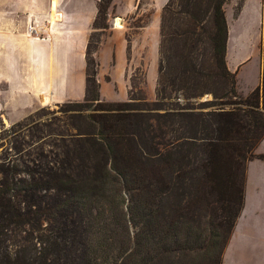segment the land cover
Returning <instances> with one entry per match:
<instances>
[{
  "label": "trees",
  "instance_id": "16d2710c",
  "mask_svg": "<svg viewBox=\"0 0 264 264\" xmlns=\"http://www.w3.org/2000/svg\"><path fill=\"white\" fill-rule=\"evenodd\" d=\"M227 1L167 0L159 16L155 101L108 103L99 99L89 47L91 34L106 29L111 3L98 0L85 97L64 104L88 129L72 125L57 168L16 178L12 166L0 164V264H56L63 251L57 240L79 245L78 264H221L244 205L246 164L264 163L255 153L264 137V39L261 84L241 98L224 59ZM167 90L179 92L175 108L163 109L172 99ZM204 95L212 100L197 102ZM89 103L93 114H85ZM173 189L179 192L169 208ZM121 194L137 219L136 237L129 251L122 241L113 256L118 241L99 223L104 211L112 217ZM71 211L76 220H65Z\"/></svg>",
  "mask_w": 264,
  "mask_h": 264
},
{
  "label": "crops",
  "instance_id": "0c3cea01",
  "mask_svg": "<svg viewBox=\"0 0 264 264\" xmlns=\"http://www.w3.org/2000/svg\"><path fill=\"white\" fill-rule=\"evenodd\" d=\"M97 2L98 0H0V95L5 99V104L1 106L3 111L14 110L13 116L18 119L29 109L79 102L85 97L86 47L97 12ZM142 2L147 5H141ZM166 2L167 0H111L107 12L109 33L94 53L96 60H100L102 53L108 51L112 58L116 57L109 67L112 72L108 71L107 76H103V80L108 79L106 84H102L99 67L97 70L99 99L102 102L120 101L106 93L107 88L104 87L108 85L115 92L119 89L122 102L128 99L131 72L138 66L137 57L140 52L143 60L147 47L144 42L138 44V39L143 41L149 31L156 37L158 65L159 16ZM149 7L152 9L149 21L137 31L136 38L130 43L131 64H128L125 29L114 28L115 20L125 23V19L135 11L149 12ZM223 10L228 31L224 57L226 69L234 75L237 94L245 98L261 84L264 1L228 0L223 4ZM29 26L32 32L28 31ZM127 64L130 69H127ZM256 151L264 155V137ZM246 180L247 177L245 188ZM245 188L244 205L239 219L243 216L246 204ZM254 218L251 225L253 228L260 222L261 216ZM258 229L257 225L255 230Z\"/></svg>",
  "mask_w": 264,
  "mask_h": 264
},
{
  "label": "rangeland",
  "instance_id": "374dc122",
  "mask_svg": "<svg viewBox=\"0 0 264 264\" xmlns=\"http://www.w3.org/2000/svg\"><path fill=\"white\" fill-rule=\"evenodd\" d=\"M142 4L147 5L146 2H142L141 5ZM151 13L152 9L149 7V12L141 13L135 11V13L125 19V23H122V25L119 23L120 20H117V25L119 27L117 29H125L124 38L126 42L128 41V64H131L129 52L130 43L136 38L135 34L137 31L149 21ZM115 25L114 28H116ZM109 29L110 26L106 19V29H98L91 34L89 47L93 59L94 53L100 48L102 42L108 36ZM142 42H144L147 47L146 50H144L143 60L142 52H140V56L137 57L138 66L131 72V77L128 81V99L131 97L137 99L142 96L147 102H154L156 99L158 82V80L156 81V37L149 31L143 38V41L138 39V44H142ZM113 60L115 61L116 57L115 59L112 58L110 51L102 53L101 59L96 60L97 70L99 67L102 84H106L108 80H103V76H107L109 73V67ZM128 64L127 69H130ZM92 69L93 66L90 65L89 70ZM104 88H107V94L119 99L120 101H118L122 103L121 99H123V97L120 95L119 89L115 92L111 85ZM167 91L171 94L172 99L164 101L165 106L163 109H166V107L170 109L175 108L174 104L179 96V92L172 93L170 90ZM211 100L212 97L210 95H204L198 99L197 102ZM126 101L127 99L123 102ZM65 103L29 109L22 118L17 119L13 116L15 113L14 110L6 112L1 109V106L5 104V99L0 95V164L12 166L15 169L14 173L16 178L24 177L22 171H46L47 168H57L62 158L61 150L64 148L65 144L69 145L68 136L73 132L72 125H79L83 131L88 129L83 121L72 118L73 114L77 113L76 108H69L64 105ZM93 106V104H87L85 114H93ZM163 109L157 112L162 113L164 112ZM203 110L207 111L205 108ZM151 123L155 128V123H153V121H151ZM14 124H18L19 126L15 127ZM255 153L256 155L260 154L257 151H255ZM246 169V204L242 213L243 216H241L240 219L238 217L239 220L237 219L234 223L230 238L227 241L221 257V264H264V164L258 160L252 159L246 164ZM173 185V188H175L178 184L173 182ZM178 192V190L175 191L173 189L172 198L169 203H166L169 208L171 207L170 205L174 203V197ZM187 193L192 194V192ZM45 200H48L46 195L41 201L44 202ZM129 202V198L121 194V196L118 197V206L114 210L112 217L107 211H104L102 214L103 219L99 223L100 228L104 229L107 234L110 233L118 241V243L113 246V256H116L115 254L118 253L117 247L122 241H124L123 244L126 247L125 252L129 251L133 246V242H135L137 219L134 218L133 221L131 219L129 208H127ZM206 212L207 215L216 213V211L214 213V210L211 209H208ZM70 214L71 216H68L65 220H76V213L72 212ZM202 214H205V212H202ZM134 216L136 215L134 214ZM255 216H261L260 222L255 226L257 227L258 225V230H255V227L253 228L251 226L255 221ZM44 224L46 225V223L42 225ZM48 228L49 226L47 229ZM19 233L20 235L17 237L16 241L23 245V242L19 238L25 235L21 232ZM57 242L63 251L59 253L56 264H78L77 255L80 253L79 245L72 246L67 242H63V240H57ZM9 248H11V251L15 249L14 247L12 248L11 245H9ZM117 261H120V259H117Z\"/></svg>",
  "mask_w": 264,
  "mask_h": 264
},
{
  "label": "bare ground",
  "instance_id": "6f19581e",
  "mask_svg": "<svg viewBox=\"0 0 264 264\" xmlns=\"http://www.w3.org/2000/svg\"><path fill=\"white\" fill-rule=\"evenodd\" d=\"M119 23L121 24V21H119ZM122 25V24H121ZM116 28H119L118 25H117V20H116ZM28 29V28H27Z\"/></svg>",
  "mask_w": 264,
  "mask_h": 264
},
{
  "label": "built area",
  "instance_id": "2783aa9c",
  "mask_svg": "<svg viewBox=\"0 0 264 264\" xmlns=\"http://www.w3.org/2000/svg\"><path fill=\"white\" fill-rule=\"evenodd\" d=\"M29 32H32L31 26L27 27Z\"/></svg>",
  "mask_w": 264,
  "mask_h": 264
}]
</instances>
